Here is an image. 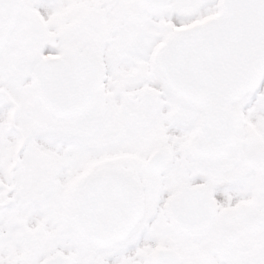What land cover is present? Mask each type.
<instances>
[{"label":"snow or ice","instance_id":"obj_1","mask_svg":"<svg viewBox=\"0 0 264 264\" xmlns=\"http://www.w3.org/2000/svg\"><path fill=\"white\" fill-rule=\"evenodd\" d=\"M0 264H264V0H0Z\"/></svg>","mask_w":264,"mask_h":264}]
</instances>
